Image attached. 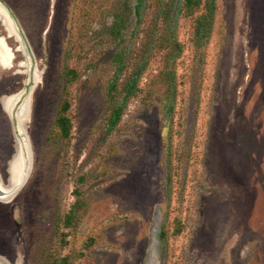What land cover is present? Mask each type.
I'll return each instance as SVG.
<instances>
[{"label":"rangeland","instance_id":"rangeland-1","mask_svg":"<svg viewBox=\"0 0 264 264\" xmlns=\"http://www.w3.org/2000/svg\"><path fill=\"white\" fill-rule=\"evenodd\" d=\"M0 1L31 55L28 66L20 39L0 20V36L12 52L7 66L0 63L5 185L19 150L5 103L34 85L23 122L33 168L15 194L0 198V264H54L66 255L71 264H264V0H217L204 63L192 39L194 17L180 20L185 48L177 66L173 142L184 160L174 162L170 203L162 92L150 83L160 56L142 79L144 91L106 132L115 45L98 31L112 21L118 0ZM133 28L125 32L128 42ZM65 67L78 72L75 81H67ZM65 99L69 137L57 124ZM76 202L82 205L66 226ZM178 220L182 230L174 234Z\"/></svg>","mask_w":264,"mask_h":264},{"label":"trees","instance_id":"trees-1","mask_svg":"<svg viewBox=\"0 0 264 264\" xmlns=\"http://www.w3.org/2000/svg\"><path fill=\"white\" fill-rule=\"evenodd\" d=\"M118 0L110 10L112 21L102 25L98 37L103 42H112L111 61L114 65L113 74L108 81L105 100L106 132H112L120 123L130 101L144 91L142 79L151 67L152 62L160 56V66L150 83H159L161 107L167 127L166 167L164 191L169 199L173 194L175 160L183 161L181 152L174 150L173 131L175 112L178 102V61L184 53V43L179 38L180 20L183 17H194L193 42L196 55L204 63L206 48L211 40L216 12L217 0ZM148 20V24H146ZM134 25L129 42L126 31ZM143 33L142 38L141 34ZM67 81L73 82L78 72L65 67ZM151 92H154L152 90ZM70 102L65 99L57 124L64 137H69L72 123L67 116ZM81 202H76L65 218V225L74 224L77 209ZM168 215L161 226L160 238L167 242ZM174 234L182 230V222H176ZM66 236V233L64 234ZM66 243V239L63 238ZM54 264H71L69 255L56 258Z\"/></svg>","mask_w":264,"mask_h":264},{"label":"water","instance_id":"water-1","mask_svg":"<svg viewBox=\"0 0 264 264\" xmlns=\"http://www.w3.org/2000/svg\"><path fill=\"white\" fill-rule=\"evenodd\" d=\"M0 12L2 15V17L0 16V20H2L3 23L5 21H8L9 27H10V33L16 34L18 36V38L20 39L21 44H22V48H23L25 55H26V58H27L28 66H30L31 65L30 50H29L26 38L23 35V32L21 31L15 16L12 14L11 10L1 1H0ZM0 38H4V37L0 36ZM33 88H34V85H32L30 87L28 94L26 95V97L24 98L23 103H22V104H24V103L28 104V115H29V107H30V96H31V93L33 91ZM10 112H12V111L10 110ZM17 129L19 132V137H18L19 150L18 151H22V153L25 156H27V158L29 159L28 168H27V171L25 173L24 179L20 180L15 185H10V184L5 185L0 178V198L1 199L9 198L13 194H15L25 184V182L27 181L28 176L31 173V170L33 168V152H32L31 142H30V139H29L25 125H24V127L20 126V121L18 119V116H17Z\"/></svg>","mask_w":264,"mask_h":264},{"label":"bare ground","instance_id":"bare-ground-1","mask_svg":"<svg viewBox=\"0 0 264 264\" xmlns=\"http://www.w3.org/2000/svg\"><path fill=\"white\" fill-rule=\"evenodd\" d=\"M0 16L1 12H0ZM4 24L6 25L7 29L10 32V27L8 21H5ZM11 49L7 45V42L4 38H0V61L2 63H9L11 59ZM28 64V62H27ZM20 95H16L13 97H9L6 100V107L10 110L13 108L15 102L19 99ZM27 106L28 104L24 103L21 105L18 111V119L20 121V126L24 127L23 122L27 118ZM8 109V110H9ZM29 159L27 156H25L22 151H18L17 154L14 156L12 162H11V179H10V185L17 184L20 180L24 179L25 173L28 168Z\"/></svg>","mask_w":264,"mask_h":264},{"label":"flooded vegetation","instance_id":"flooded-vegetation-1","mask_svg":"<svg viewBox=\"0 0 264 264\" xmlns=\"http://www.w3.org/2000/svg\"><path fill=\"white\" fill-rule=\"evenodd\" d=\"M0 63L2 65H4V66H7V65L3 64L1 61H0ZM27 94H28V92H17L15 94H12V96H10V97H13V96H16V95H20L19 99L15 102L13 108L11 109L12 112H10V109L6 107V103H5V108L7 109L8 113L11 115V118L13 120V123H14V125L16 127V135H17V138L19 137V132H18V129H17L18 110L21 107V105L23 103V100H24V98L26 97Z\"/></svg>","mask_w":264,"mask_h":264}]
</instances>
